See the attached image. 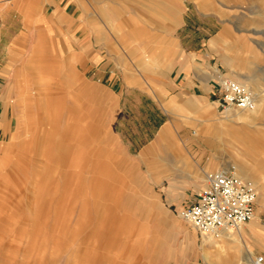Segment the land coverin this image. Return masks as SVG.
<instances>
[{
  "label": "rangeland",
  "instance_id": "obj_1",
  "mask_svg": "<svg viewBox=\"0 0 264 264\" xmlns=\"http://www.w3.org/2000/svg\"><path fill=\"white\" fill-rule=\"evenodd\" d=\"M57 4L0 0V75L18 117L0 141V264H192L195 255L216 264L198 254L206 237L179 215L195 179L175 173L240 164L239 176L251 174L243 143L264 151V115L247 122L228 106L231 121L217 90L229 76L264 93V0ZM37 39L53 76L29 67ZM154 39L161 50L175 45L160 65L148 63ZM196 50L209 57L208 104L189 98L170 109L157 97L147 107L123 95L174 90L181 59ZM159 104L175 119L164 131ZM254 216L263 227L247 239L264 257V202Z\"/></svg>",
  "mask_w": 264,
  "mask_h": 264
},
{
  "label": "crops",
  "instance_id": "obj_2",
  "mask_svg": "<svg viewBox=\"0 0 264 264\" xmlns=\"http://www.w3.org/2000/svg\"><path fill=\"white\" fill-rule=\"evenodd\" d=\"M44 1H46L48 3V7H51L54 11H57L60 8V5L57 4L58 0ZM170 29L171 28H167V30ZM154 41L155 44H158V49L156 47L154 55L152 54L151 57H148V63L152 65H160L167 61V59L175 53V45L174 43H171L169 49L161 50V40L154 39ZM44 56L45 53L43 51L41 52L40 49V40L37 39L31 53V59L33 61L30 63L29 67L37 74H42L48 77L55 75L56 72H58L55 62L46 60ZM208 58L209 57H207L202 50H196L194 55L190 54L183 57L180 62L181 69L179 72L182 74L181 78L183 80L174 90H168L165 93L159 92L158 94H154L155 96L152 97L151 95L145 94L144 91L142 92L140 89L131 88L130 90L123 92V95L137 94L138 96L135 97L140 100L142 105L145 104L147 107L156 105L157 103L153 98L157 97L162 98V100H164L163 103H165V105H167L170 109H174V107H176V101L182 104L184 100L189 98L196 101L198 106H204L209 103L208 101H210L212 97L211 71L209 69L210 62ZM259 94L260 93L255 91V109L252 111L247 109L240 110L245 111V114L241 115V117L247 122L255 121L264 115V93ZM13 95V90L5 83V81H3V77L0 75V141L9 140L17 127L18 117L17 109L15 103L13 102ZM159 105L164 115L160 129L161 131H164L171 126L172 121L175 119L170 110H167L162 104ZM222 113H225L231 121L236 118L235 116L229 114L226 109H224ZM240 134L231 133L230 136L232 139H235L237 136L239 138ZM243 145L246 148L245 153L254 154L255 158L252 163L248 164L250 169H252V171H250L251 174H241V178H249L254 182L257 188L256 201L264 202V151L258 150L256 145H252L251 143H243ZM185 154V156H190V151L188 150ZM240 158L244 159L243 156ZM228 166L229 164L225 165L223 168H227ZM234 166L236 167V170L237 167L239 170L242 169L240 164ZM205 174L206 171L204 168L196 172V174L185 169L182 173L176 172L175 177H190L195 179V183L191 184L190 187L183 186V191L186 193L190 191L191 197L196 198L206 184ZM169 188V192H173L176 185L170 184ZM179 204L182 205V201ZM262 227L263 225L258 221L257 216H254L253 219L247 223L246 227L243 225L236 232L231 229H224L218 237L202 235V237H206V239L205 243H203L202 249L198 250V254L203 255L208 262L214 261L216 264H257L254 259L257 258L254 254V246L248 241L247 237H251L253 239L256 238L254 234H256ZM198 256L199 255H195V257H193L192 264H200Z\"/></svg>",
  "mask_w": 264,
  "mask_h": 264
},
{
  "label": "built area",
  "instance_id": "obj_3",
  "mask_svg": "<svg viewBox=\"0 0 264 264\" xmlns=\"http://www.w3.org/2000/svg\"><path fill=\"white\" fill-rule=\"evenodd\" d=\"M218 103L222 108L254 105V92L243 83L222 77L218 83ZM206 185L179 215L202 233L238 230L255 215L257 189L248 179L241 178L234 166L206 173ZM264 257L257 258L263 263Z\"/></svg>",
  "mask_w": 264,
  "mask_h": 264
},
{
  "label": "bare ground",
  "instance_id": "obj_4",
  "mask_svg": "<svg viewBox=\"0 0 264 264\" xmlns=\"http://www.w3.org/2000/svg\"><path fill=\"white\" fill-rule=\"evenodd\" d=\"M227 77H229V76H227ZM222 77H219V79L218 80H220ZM229 78H231V77H229ZM233 79V78H232ZM240 82V81H239ZM242 83V82H241ZM244 84V83H243ZM244 85H246V84H244ZM247 86V85H246ZM249 87V86H248ZM252 90V89H251ZM253 91V90H252ZM255 94V93H254ZM263 103V102H262ZM255 107H256V98H255V102H254V105L252 106V107H250V108H241V107H238V108H240V109H247V110H250V111H252L253 109H255ZM228 108H230V107H227V108H225V109H228ZM255 113V112H254ZM235 167V166H234ZM236 168V167H235ZM237 171V170H236ZM238 174V173H237ZM241 177V176H240ZM248 180H250V179H248ZM251 181V180H250ZM253 184H254V182L253 181H251ZM255 185V184H254ZM256 187V186H255ZM257 189V188H256ZM221 231L222 230H220V231H218L217 233H202V235H206V236H210V235H212L213 237H218L219 235H220V233H221Z\"/></svg>",
  "mask_w": 264,
  "mask_h": 264
}]
</instances>
